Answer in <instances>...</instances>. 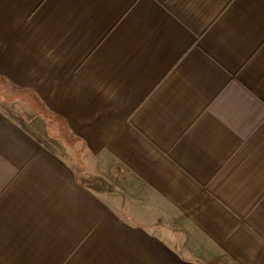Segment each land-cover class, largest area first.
Wrapping results in <instances>:
<instances>
[{"label":"crops","instance_id":"obj_1","mask_svg":"<svg viewBox=\"0 0 264 264\" xmlns=\"http://www.w3.org/2000/svg\"><path fill=\"white\" fill-rule=\"evenodd\" d=\"M0 88V264H264V0H0Z\"/></svg>","mask_w":264,"mask_h":264},{"label":"trees","instance_id":"obj_2","mask_svg":"<svg viewBox=\"0 0 264 264\" xmlns=\"http://www.w3.org/2000/svg\"><path fill=\"white\" fill-rule=\"evenodd\" d=\"M11 115L16 121L20 122L26 131H29L42 143L47 150L67 160L73 169L79 170V162L71 157V150L68 149V145L65 143L66 139L62 138L58 133L56 134L55 130L49 131L46 124L47 120H49L48 117H44L40 112H37L32 116L31 121H27L19 113L17 116Z\"/></svg>","mask_w":264,"mask_h":264},{"label":"rangeland","instance_id":"obj_3","mask_svg":"<svg viewBox=\"0 0 264 264\" xmlns=\"http://www.w3.org/2000/svg\"><path fill=\"white\" fill-rule=\"evenodd\" d=\"M0 91H2L1 90V88H0ZM11 112H12V114H14L15 116H17L18 115V109L17 108H12V107H9V106H6ZM34 114H32L31 115V117L33 116ZM24 116L25 117H29V115H28V113H25L24 114ZM49 124H51L49 127H50V129H49V131H52V129H53V131L55 130L56 131V134L58 133L60 136H62V138H64V139H68L67 138V136H65V133H64V130H63V128L62 127H60L59 128V126H58V124H56V123H53V122H49ZM48 124V125H49ZM71 145V146H70ZM70 148H71V157L73 158V159H75L76 160V158L75 157H77L78 159H77V162H79V170H78V172L80 173V176H82V177H84L86 174L84 173V171H85V169H86V167H84V164H88V163H86V160L87 159H85V155H82V154H84V153H80L79 152V150H76V148H77V146H76V144H75V142H72L71 141V143H70ZM79 160V161H78ZM90 160V159H89ZM85 168V169H84Z\"/></svg>","mask_w":264,"mask_h":264}]
</instances>
